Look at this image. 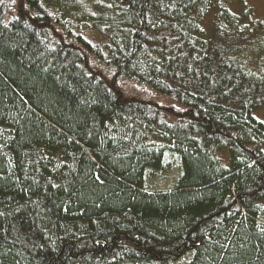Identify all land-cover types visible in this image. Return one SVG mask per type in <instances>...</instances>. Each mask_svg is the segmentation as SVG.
I'll use <instances>...</instances> for the list:
<instances>
[{"label":"trees","instance_id":"trees-1","mask_svg":"<svg viewBox=\"0 0 264 264\" xmlns=\"http://www.w3.org/2000/svg\"><path fill=\"white\" fill-rule=\"evenodd\" d=\"M249 46L264 22L225 0H0V264H264Z\"/></svg>","mask_w":264,"mask_h":264},{"label":"rangeland","instance_id":"rangeland-1","mask_svg":"<svg viewBox=\"0 0 264 264\" xmlns=\"http://www.w3.org/2000/svg\"><path fill=\"white\" fill-rule=\"evenodd\" d=\"M97 0H76L81 6H88L96 2ZM225 5L227 8L234 13H240L242 10L251 9L253 21L254 22H264V0H225ZM212 14V13H210ZM211 15L207 17L204 21V28L209 36L211 32ZM84 36L93 43V41H97L96 35H91L90 33H84ZM257 51L253 49V47L249 46L244 53V61L249 64L250 66H257L260 65L264 61L261 55L255 56ZM125 91L128 94L134 95L136 92L134 90V86L131 84H127V87H124ZM138 90H141L137 88ZM153 98L152 95L147 91L141 92L140 98ZM157 100L161 101L157 98ZM162 102V101H161ZM164 103V102H162ZM181 176V171L179 166L174 165L169 168L168 171H147L145 174V189L149 192H169L174 189L178 179ZM216 178L210 172L207 177V181H213ZM261 208L263 209L260 214V220L262 224H264V201L261 203ZM192 259V254L188 253L184 255L182 258L178 259L175 262L168 263V264H189Z\"/></svg>","mask_w":264,"mask_h":264}]
</instances>
